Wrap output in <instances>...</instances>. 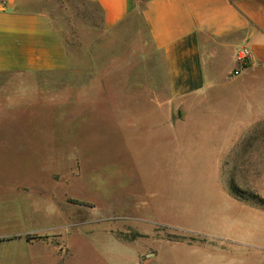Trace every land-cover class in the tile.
Instances as JSON below:
<instances>
[{"label":"rangeland","instance_id":"obj_1","mask_svg":"<svg viewBox=\"0 0 264 264\" xmlns=\"http://www.w3.org/2000/svg\"><path fill=\"white\" fill-rule=\"evenodd\" d=\"M68 2L53 15L71 48L88 45L102 54L100 66L120 75L116 87L85 93L78 107L60 74L0 73V239L27 230L44 236L0 241V264H264V207L230 192L232 179L264 197V115L231 125L227 136L226 125L216 130L193 118L153 128L145 120L159 114L150 100L166 101L167 119L183 114L168 102L163 58L146 43L140 17L104 34L88 26L100 22L95 5ZM219 62L221 73L229 70L209 109L234 103L237 120L238 100H224L239 88L234 67ZM131 70L134 85L125 83ZM20 84L43 86L18 95Z\"/></svg>","mask_w":264,"mask_h":264},{"label":"crops","instance_id":"obj_2","mask_svg":"<svg viewBox=\"0 0 264 264\" xmlns=\"http://www.w3.org/2000/svg\"><path fill=\"white\" fill-rule=\"evenodd\" d=\"M79 1L98 8L100 22L88 26L90 30H103L104 34H111L136 15L140 17L148 35L146 43L163 58L168 102L183 114L181 117L167 119L164 109L166 101L150 100L147 104L157 106L159 114L148 116L145 120L153 128L168 126L176 129L193 118L199 123L214 126L212 129L216 130H224L226 125L224 133L227 136L230 132L234 133L230 131V127L235 123L250 124L262 119L264 0ZM69 9L68 0H0V73L60 74L63 77L62 92L78 93L77 99L69 98L68 101L79 107L85 102V93L101 91L106 86L116 87L120 73L116 66H100L97 60L102 59V54L86 43L84 44L87 46L75 50L71 48L74 42L67 40L66 32L53 15V12ZM244 45L251 51V62L241 75L234 77L239 84L237 93L228 92L224 96L226 101L235 98L238 100L236 120L230 110L234 103L229 102L225 112L209 108L213 107L216 91L222 87L221 77H225L229 70L225 67L221 73L220 59L228 60L229 65L235 68L236 50ZM107 55L110 60L112 56H117L112 52ZM142 72L146 76L160 75L151 69ZM135 75L131 70V79L125 83L134 85ZM20 85H13V90L18 95L35 93L43 86ZM3 88L6 87L0 86V93ZM49 89L53 91L54 85L51 84ZM205 108L209 110L202 116L200 113ZM155 133L148 135L153 136L151 141H156L159 137ZM29 210L34 213L37 211L33 208ZM26 234L33 233L27 230L8 236L20 235L19 238H23ZM36 246L43 248L42 245Z\"/></svg>","mask_w":264,"mask_h":264},{"label":"trees","instance_id":"obj_3","mask_svg":"<svg viewBox=\"0 0 264 264\" xmlns=\"http://www.w3.org/2000/svg\"><path fill=\"white\" fill-rule=\"evenodd\" d=\"M230 192L238 200L250 201L259 206L264 207V197H261L259 194L249 191L246 189H241L234 180L231 179L230 182ZM21 237L20 235H14L9 237L1 238L0 241L12 240ZM26 239L28 241L38 240L44 236L38 234H26ZM46 237V236H45ZM170 240H188V242H206L208 238L206 236L196 235V234H183V235H168Z\"/></svg>","mask_w":264,"mask_h":264},{"label":"built area","instance_id":"obj_4","mask_svg":"<svg viewBox=\"0 0 264 264\" xmlns=\"http://www.w3.org/2000/svg\"><path fill=\"white\" fill-rule=\"evenodd\" d=\"M237 66L233 69L232 75L237 77L247 68L251 62V51L247 46H241L236 50Z\"/></svg>","mask_w":264,"mask_h":264}]
</instances>
